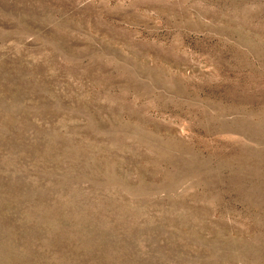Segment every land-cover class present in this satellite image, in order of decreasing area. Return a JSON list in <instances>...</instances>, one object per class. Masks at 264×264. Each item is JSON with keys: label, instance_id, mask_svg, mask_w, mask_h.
Masks as SVG:
<instances>
[{"label": "rangeland", "instance_id": "obj_1", "mask_svg": "<svg viewBox=\"0 0 264 264\" xmlns=\"http://www.w3.org/2000/svg\"><path fill=\"white\" fill-rule=\"evenodd\" d=\"M0 264H264V0H0Z\"/></svg>", "mask_w": 264, "mask_h": 264}]
</instances>
